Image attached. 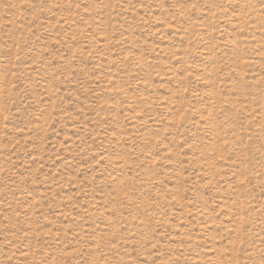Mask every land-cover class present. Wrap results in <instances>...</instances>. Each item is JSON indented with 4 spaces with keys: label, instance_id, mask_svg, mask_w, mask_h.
<instances>
[{
    "label": "rangeland",
    "instance_id": "rangeland-1",
    "mask_svg": "<svg viewBox=\"0 0 264 264\" xmlns=\"http://www.w3.org/2000/svg\"><path fill=\"white\" fill-rule=\"evenodd\" d=\"M0 264H264V0H0Z\"/></svg>",
    "mask_w": 264,
    "mask_h": 264
}]
</instances>
